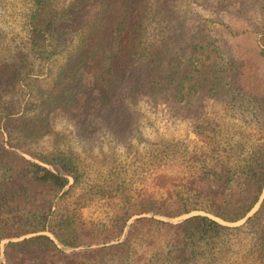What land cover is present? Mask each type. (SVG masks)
<instances>
[{
	"label": "trees",
	"instance_id": "1",
	"mask_svg": "<svg viewBox=\"0 0 264 264\" xmlns=\"http://www.w3.org/2000/svg\"><path fill=\"white\" fill-rule=\"evenodd\" d=\"M86 1L80 9L74 2L58 9L53 0H27L26 26L33 46L48 51L46 61L52 56L50 50L62 44V36L83 39L78 64L94 76L103 105L111 104L129 69L141 64L153 96L185 105L208 87L214 98L249 111L251 119L264 128V101L240 85L224 82L237 70L233 63L224 62L219 46L209 47L202 33L175 45L164 32L160 10H154L149 0ZM258 8L259 20L251 32L264 60V0H259ZM57 23L61 31L53 27ZM22 63L0 55V87L14 89L21 84ZM70 63L75 64L72 59ZM11 118V105L0 104V243L33 234L51 241L44 235L48 233L72 251L55 248L31 256L7 250L5 264H264V197L259 203L264 146L246 147L242 139L232 140L217 129L210 130V136L200 132L203 147L180 157V164L186 162L196 175L182 186L184 193L130 200L121 184H111V191L119 195L120 212L102 227L84 226L77 220L79 215H70L69 210L60 217H52L51 212L58 204L55 199L61 200L78 183L76 165L61 153H29L30 160L7 148L1 130ZM38 198L43 202L36 204ZM257 203V210L248 216ZM7 205L14 211L21 208L18 218L3 215ZM133 216L138 217L121 239ZM181 216L188 217L170 222ZM242 220L241 225L231 226Z\"/></svg>",
	"mask_w": 264,
	"mask_h": 264
},
{
	"label": "rangeland",
	"instance_id": "2",
	"mask_svg": "<svg viewBox=\"0 0 264 264\" xmlns=\"http://www.w3.org/2000/svg\"><path fill=\"white\" fill-rule=\"evenodd\" d=\"M73 2L80 9L87 1L53 0L58 9ZM258 2L149 0L154 10H160L164 32L175 40V45L202 33L209 47L219 46L224 62L233 63L237 70L224 82L240 85L264 101V60L251 32L260 16ZM28 8L27 0H0V55L23 61L21 84L14 89L0 87V104H10L12 112L11 121L1 131L6 147L27 159H32L29 153H61L76 165L80 174L78 183L61 200L55 199L58 204L51 209L52 217H60L69 210L70 215H79L77 220L84 226L97 223L102 227L122 208L119 195L117 198L110 189L111 184H121L130 200L162 199L175 196L178 191L184 193L182 186L196 175L186 162L180 164V157L203 147L200 132L210 136V130L217 129L232 140L242 139L246 147L264 146V128L251 119L249 111L245 113L226 105L223 99L214 98L208 87L185 105L155 97L146 87L141 64L129 69L111 104L103 105L94 76L78 64L83 39L79 35L62 36V44L50 50L52 56L46 61L48 51L33 46L27 31ZM58 26L59 23L53 25L61 31ZM71 59L75 64L70 63ZM171 68L175 73L178 71L173 63ZM179 68L181 71L183 67ZM263 197L264 187L259 203ZM35 202L40 204L43 200L38 198ZM7 206L3 215L18 218L21 208L14 211L13 206ZM137 217L127 222L121 239ZM38 235L2 240L0 262L5 264L7 250L26 251L31 256L55 248L65 253L72 251L59 245L48 233L44 235L51 241L37 238Z\"/></svg>",
	"mask_w": 264,
	"mask_h": 264
},
{
	"label": "water",
	"instance_id": "3",
	"mask_svg": "<svg viewBox=\"0 0 264 264\" xmlns=\"http://www.w3.org/2000/svg\"><path fill=\"white\" fill-rule=\"evenodd\" d=\"M252 213H253V212H252ZM248 216H250V214H249Z\"/></svg>",
	"mask_w": 264,
	"mask_h": 264
}]
</instances>
